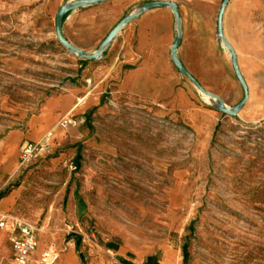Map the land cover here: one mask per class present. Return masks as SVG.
I'll return each mask as SVG.
<instances>
[{
    "label": "rangeland",
    "instance_id": "obj_1",
    "mask_svg": "<svg viewBox=\"0 0 264 264\" xmlns=\"http://www.w3.org/2000/svg\"><path fill=\"white\" fill-rule=\"evenodd\" d=\"M197 1L188 12L212 15L211 30L193 22L206 54L197 81L232 108L245 94L217 31L224 0ZM43 2L0 0V143L91 61L58 41L56 16ZM223 35L248 88L237 117L206 95L219 120L203 134L123 105L96 120L80 168L52 165L45 153L26 167L18 162L4 191L22 190L17 210L36 228L31 264L76 263L69 242L79 264H145L149 256L160 264H264V0H231ZM1 229L12 234L13 249V230ZM51 248L57 258L47 263Z\"/></svg>",
    "mask_w": 264,
    "mask_h": 264
},
{
    "label": "crops",
    "instance_id": "obj_2",
    "mask_svg": "<svg viewBox=\"0 0 264 264\" xmlns=\"http://www.w3.org/2000/svg\"><path fill=\"white\" fill-rule=\"evenodd\" d=\"M76 1L79 0H44L43 5L50 16L53 13L56 16L62 6ZM152 1L176 3L180 26L170 7L140 13L141 6ZM212 2L209 0L208 4L212 5ZM196 4L197 0H106L66 16L64 37L73 46L93 54L120 21L140 13L116 35L100 59L85 65L77 81L66 83L61 92L48 96L23 128L11 132L0 143V219L3 215H22L17 210L22 190L10 187L5 192L4 188L16 174L19 152L26 142H39L52 133L51 149L45 153L47 162L52 165L70 162L78 169L82 166L84 144L96 120L114 114L123 105L167 115L196 133L212 132L218 123V115L206 106V95L176 68L171 54L174 41L180 34L177 57L200 81L198 63H204L206 54L195 41L197 31L193 22L204 23V30L209 23L211 30L212 15L187 11L186 6ZM67 147L75 151L72 156H68ZM11 235L5 229L0 230V255L6 264L13 257L12 246H9ZM69 251H73L76 263L68 264H79L74 242H69L67 253Z\"/></svg>",
    "mask_w": 264,
    "mask_h": 264
},
{
    "label": "water",
    "instance_id": "obj_3",
    "mask_svg": "<svg viewBox=\"0 0 264 264\" xmlns=\"http://www.w3.org/2000/svg\"><path fill=\"white\" fill-rule=\"evenodd\" d=\"M106 0H79L76 2H73L71 4L68 5H64L62 6L57 14H56V19H55V32H56V36L58 41L68 50H70L71 52L79 55L82 59H86V60H98L100 59V57L102 56V54L104 53L106 47L113 41V39L116 37V35L128 24L130 23L132 20H134L135 18H137L140 13L154 9V8H162V7H170L175 15L176 21H177V25L178 27L180 26V15H179V11H178V5L176 3L173 2H166V1H152V2H147L144 3L141 6V11L140 13H134L131 14L129 16H127L126 18H124L122 21H120L115 27L114 29L108 34V36L104 39V41L101 43L99 49L93 53V54H89L75 46H73L72 44H70L68 42V40L64 37L63 35V23H64V19L65 17L72 11L87 7L89 5H93V4H98V3H102ZM231 0H224L222 5H221V9L218 15V21H217V31H218V35L220 36V38L223 40V42L225 43V45L228 47V49L231 51V55H232V63H233V67L236 73V76L238 78V80L240 81L243 89H244V98L242 99V101L237 104L236 106L230 108L228 106H226L225 104H223V102L221 101V99L216 96L213 95L209 92H207L200 84L199 82L186 70V68L183 66V64L180 62V60L177 57V50L181 45V35L179 34L178 37L176 38V40L174 41V44L171 48V54L173 57V61L176 65V68L187 78L189 79L198 90H200L203 94L217 100L220 103V106L218 107V110L221 111L222 113H225L226 115H229L231 117H237L238 113L240 112V110L244 107V105L247 103L248 98H249V94H248V88L247 85L239 71L238 68V63H237V56L236 53L234 52V50L232 49V47L229 45V43L226 41V39L224 38L223 35V16L226 10V7L228 6L229 2Z\"/></svg>",
    "mask_w": 264,
    "mask_h": 264
},
{
    "label": "built area",
    "instance_id": "obj_4",
    "mask_svg": "<svg viewBox=\"0 0 264 264\" xmlns=\"http://www.w3.org/2000/svg\"><path fill=\"white\" fill-rule=\"evenodd\" d=\"M52 133H48L39 142H26L21 148L19 156L20 167L28 166L34 159L51 149ZM0 228H11L14 232L12 238L13 263L11 264H31L32 255L37 247L36 228L31 222H27L20 217L3 215L0 219ZM56 251L51 248L44 253L43 259L47 262L55 261ZM48 263V262H47Z\"/></svg>",
    "mask_w": 264,
    "mask_h": 264
},
{
    "label": "trees",
    "instance_id": "obj_5",
    "mask_svg": "<svg viewBox=\"0 0 264 264\" xmlns=\"http://www.w3.org/2000/svg\"><path fill=\"white\" fill-rule=\"evenodd\" d=\"M66 18V17H65ZM65 20V19H64ZM184 263H187V253L186 251H184ZM122 264H133L131 262H128L126 260H122ZM145 264H160L159 262V259L156 257V256H149L147 259H146V262Z\"/></svg>",
    "mask_w": 264,
    "mask_h": 264
}]
</instances>
